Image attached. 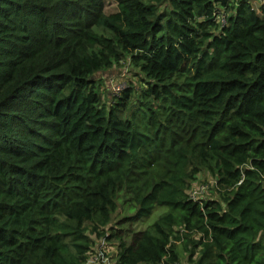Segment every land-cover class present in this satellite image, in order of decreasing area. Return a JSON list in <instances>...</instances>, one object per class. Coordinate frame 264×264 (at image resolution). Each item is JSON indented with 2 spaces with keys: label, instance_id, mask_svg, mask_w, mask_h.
I'll list each match as a JSON object with an SVG mask.
<instances>
[{
  "label": "trees",
  "instance_id": "obj_1",
  "mask_svg": "<svg viewBox=\"0 0 264 264\" xmlns=\"http://www.w3.org/2000/svg\"><path fill=\"white\" fill-rule=\"evenodd\" d=\"M116 1L0 0V264H264V4Z\"/></svg>",
  "mask_w": 264,
  "mask_h": 264
},
{
  "label": "rangeland",
  "instance_id": "obj_2",
  "mask_svg": "<svg viewBox=\"0 0 264 264\" xmlns=\"http://www.w3.org/2000/svg\"><path fill=\"white\" fill-rule=\"evenodd\" d=\"M264 4V0H255V7L257 10H260V6H262ZM118 10V2L116 0H105V11L106 13H114ZM131 69L129 68V65H127V67H122V68H116V70L114 71H108L104 73L105 79L101 81V85H102V93L104 94V98L106 99L107 97H109L110 94V98L111 97H115L116 94L122 93L124 90H126L128 88V86L130 85L129 83H131V81H133L135 84L138 82H141L139 79L136 78V76L134 75V72L131 73L130 71ZM120 87L121 90L116 93L115 88ZM202 176H200L198 178V184L199 185L201 182L202 183H207V181H202L201 180ZM196 186V185H195ZM198 187L196 186L195 189H197ZM209 192H210V197H215L216 196V190L215 188L210 184L209 185ZM123 197V193L120 194L119 198L117 199V202ZM124 208V204H122L120 206V208H118L117 213L115 214L116 220L117 218H121L123 216H127L129 215L131 212L128 210H123ZM167 211V208L165 207H156L152 213L150 214L149 217H147V219L145 220H141L138 221L136 223H134L132 226H130V223L128 224V227L134 231H142L144 229H146L149 225H151L153 222H155L158 217ZM98 239H97V238ZM92 239L96 240V246L98 248L97 252L94 253V255L91 257V260H94V258L99 254L102 253L103 257H108L109 259L111 258L110 255H107L106 251L109 247H110V242L107 241L106 238H101L99 239V237L96 235L91 237ZM180 249L182 250V244H178ZM97 264V263H96ZM104 264V263H101ZM178 264H190L187 262L186 257H181L179 260Z\"/></svg>",
  "mask_w": 264,
  "mask_h": 264
},
{
  "label": "built area",
  "instance_id": "obj_3",
  "mask_svg": "<svg viewBox=\"0 0 264 264\" xmlns=\"http://www.w3.org/2000/svg\"><path fill=\"white\" fill-rule=\"evenodd\" d=\"M260 12V11H259ZM116 93H118L121 88H115ZM212 185L214 188L217 189V182L215 180H209L207 183H200L199 185H196L198 188H196V186L192 187L189 191V197L196 201L199 202L201 205L203 203V201L207 200L210 198V192H209V185ZM95 262L93 260H88L86 264H114V262L109 259L108 257H103L102 253H99L95 258H94ZM160 264H165V262H161Z\"/></svg>",
  "mask_w": 264,
  "mask_h": 264
}]
</instances>
